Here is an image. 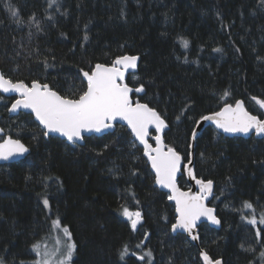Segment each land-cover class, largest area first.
<instances>
[{
  "label": "trees",
  "instance_id": "16d2710c",
  "mask_svg": "<svg viewBox=\"0 0 264 264\" xmlns=\"http://www.w3.org/2000/svg\"><path fill=\"white\" fill-rule=\"evenodd\" d=\"M123 55L139 56L125 81L143 85L132 98L165 120L163 141L183 163L197 121L225 103L242 100L264 118L256 102L264 100V0H0V69L13 81L37 80L78 98L87 86L83 71ZM13 99L0 93V126L30 152L0 165L2 264H29L33 245L57 220L76 244L72 264H202L198 248L171 230L174 206L124 125L85 137L83 145L67 143L45 136L30 114L9 116ZM194 172L213 181L208 205L220 219L218 229L199 226L200 246L223 264H264V138L205 127ZM178 183L187 188L183 168ZM124 207L140 213L138 229ZM253 216L255 225L248 223Z\"/></svg>",
  "mask_w": 264,
  "mask_h": 264
},
{
  "label": "snow or ice",
  "instance_id": "6c2138e0",
  "mask_svg": "<svg viewBox=\"0 0 264 264\" xmlns=\"http://www.w3.org/2000/svg\"><path fill=\"white\" fill-rule=\"evenodd\" d=\"M55 2L56 0H49L50 5ZM9 11L17 24L23 23L15 8L9 7ZM34 19V17H30V21H34ZM182 44L187 47L188 41L182 40ZM215 51L220 50L216 49ZM137 59L136 56H119L113 60L111 66L97 63L90 72L83 71L82 75L87 86L78 98L62 96L47 83L33 80L29 86L23 81L13 82L3 74H0V92H15L19 95V98L11 104L9 111L15 112L21 108L30 109L45 129V136H48L49 133H59L73 143L83 139L82 133L84 132H100L102 129L112 127L113 122L118 119L125 121L135 138L144 147V155L148 158L156 175V184L171 191L168 199L175 201L177 213L176 223L172 225L173 230L182 228L191 234L196 227V222L201 217H207L212 223L219 224L220 221L213 214L214 210L206 207L204 203L205 198L212 192L213 181L196 180L197 185L200 186V192L196 194L179 189L177 173L181 170L182 156L173 147H167L165 150L166 146L159 135L167 127L165 120L156 109L149 107L146 103L133 102L130 97L133 89L124 82L125 71L135 69ZM143 91V85L135 89L137 93ZM228 95L229 93L225 91L224 96ZM256 102L261 108H264V100ZM201 120L212 121L217 128L227 133L248 134L254 130L258 135L264 134V120L258 119L257 116L246 111L240 100H237L234 106L225 103L219 111L202 116ZM150 126H154L158 133L154 137L155 147L147 140ZM2 132L3 129H0V133ZM196 135L197 130L193 129V139L196 138ZM27 151L28 149L20 140L5 138L0 143V159L2 160H8L14 155H22ZM183 167L189 176H193L192 170L187 165ZM193 179H195L194 176ZM44 204L47 206L48 201L44 200ZM243 207L253 209V205L247 201L244 202ZM122 214L131 221V227L135 230L141 219L140 213L130 212L127 207H124ZM256 222L255 216L248 219V223L252 225H255ZM260 223L264 224V214L261 215ZM53 225L59 228L60 222L53 221ZM62 231L67 243L63 249L57 247L56 252H59V259L56 264H71L76 244L72 241L71 232L66 226L62 228ZM259 235L260 233L257 232V236ZM192 239L195 240L197 237L193 235ZM56 244L59 245L60 241L57 240ZM39 248V243L33 245L37 256H40ZM54 254L46 252L44 258L37 260L36 264H52L51 255ZM127 254L128 248L125 245L120 252V258L124 259ZM145 255L150 257L151 253H145ZM201 257L206 264H221L219 260L212 261L206 252L202 251ZM143 258L140 257V259Z\"/></svg>",
  "mask_w": 264,
  "mask_h": 264
},
{
  "label": "water",
  "instance_id": "95a60500",
  "mask_svg": "<svg viewBox=\"0 0 264 264\" xmlns=\"http://www.w3.org/2000/svg\"><path fill=\"white\" fill-rule=\"evenodd\" d=\"M123 56H124V55H123ZM129 56H136V57H138V59H137V67H138L139 56H138V55H129ZM100 64H104V63H100ZM104 65H106V66H111V64H104ZM137 67H136L135 69H128V70H126V71H125V79H126V76H127L128 74L135 73V72L137 71ZM93 68H94V67H93ZM0 74H3L2 71H1V69H0ZM3 75H4V74H3ZM5 77H6V76H5ZM6 78H8V77H6ZM83 78H84V77H83ZM8 79H9V78H8ZM84 80H85V78H84ZM12 81H13V80H12ZM85 81H86V80H85ZM13 82H17V81H13ZM124 82L126 83L125 80H124ZM86 83H87V82H86ZM27 85L30 86L31 83H30V84H27ZM128 86H129L131 89H133V91L130 93V97H131L132 101L135 102L136 100H134V99L132 98V93L135 92V89H136V88H134V87H132V86H130V85H128ZM0 93L3 94L4 96H7V97H14L13 101H12V102L10 103V105H9V108L11 107V104H12L17 98H19V95H18L17 93H15V92H9V93L0 92ZM136 93H137V92H136ZM139 93H141V92H139ZM240 101H242V100H240ZM139 102H140V101H139ZM140 103H144V102H140ZM242 103H243V106H244L245 110L248 111V110L246 109V107H245L243 101H242ZM232 105L234 106L235 104H232ZM223 106H224V105H223ZM223 106H222V107H223ZM259 106H260V105H259ZM149 107H150V106H149ZM222 107H221V108H222ZM9 108H8L9 116H16V115H18V114L21 113V112H22V113L30 114V115L33 116L34 120L38 123V125H39V126L45 131V129L43 128V126L39 123V121L36 119L34 113H32L30 109H23V108H21V109H18L17 111H15V112H11V111H9ZM260 108H261V107H260ZM261 109H262L263 114H264V108H261ZM218 111H219V110H218ZM248 112H249V111H248ZM212 113H213V112H212ZM249 113H250V112H249ZM210 114H211V113H208V114H206V115H204V116H207V115H210ZM250 114L253 115L252 113H250ZM255 116H256V115H255ZM258 119H260V118L258 117ZM261 120H264V118L261 119ZM198 121H199V123H196V125H195V127H194V129L197 130L196 138L193 139V136L191 135L189 160H188L186 163H183V161H181V169L183 168V171H184V174H185V177H186L187 188H182V187H180V185H179V183H178V179H179V176H180V174H181V170L177 173V186L179 187V189H180L181 191H184V192H188V191H190V192L193 193V194H196V193H199V192H200V186L197 185L196 180H202V179H200V178H197V177L195 176V172H194L196 139L198 138V136L200 135V133L203 131V129H204L205 127L211 126V127H213L218 133H220L221 135H223V136H225V137H242V138H248V137H250L251 135H254L256 138H259V139H260V138H264V134H259V135H258L254 130L250 131L248 134H244V133H227V132H224L222 129L217 128L216 125H215V123H213L212 121H203V120H201V118H200ZM118 124L124 125V126L128 129V131H129V132L131 133V135H132L133 140H135V142L139 145V147L142 148V150H143V155H144V147H143V145H142V144H141V143L135 138V136H134L133 133L131 132V129L128 127L127 123H126L125 121H122V120H119V119L113 122V126H112V127H110V128H106V129H102L100 132L92 131V132H84V133H82V135H83V139H81V140H77V141H75L74 143L77 144V145H83V144H84V141H85V140H84L85 137L92 136V135H95V136H101V135L107 133L108 131H112V130L115 128V126L118 125ZM0 129H3V128L0 126ZM164 129H165V128H164ZM164 129L159 133V135L161 136L162 140H163V132H164ZM157 134H158V133L156 132L155 127H154V126H150V127H149V134H148L147 140H148V142H149L153 147L156 146V141H155L154 137H155ZM48 136H57V137H59V138L65 140L67 143H73V142H69V141L67 140L66 137L62 136V135L59 134V133H49ZM5 138H11V139H14V140H20V139H17V138L12 137V136L9 135V134H5V131H4V129H3V132L0 133V143H2V142H3V139H5ZM150 138H152V142L150 141ZM20 142H21V143H22V144L28 149V151H27L26 153L22 154V155H14L13 157H10L8 160H2V159H0V165H2V164H6V163L17 162V161H19V160H21V159H24V158L29 154V152H30V148H29L24 142H22L21 140H20ZM163 143H164V141H163ZM164 145H165V143H164ZM165 146H166V145H165ZM166 148H167V147H165V150H166ZM144 157H145V159H146V161H147V163H148V165H149V169H150L151 173H152L153 176H154V185H155L159 190L165 192L168 196L171 195V191H170L169 189L164 188V187H162L161 185H157V184H156V182H155V180H156L155 172H154V170L152 169L151 164H150V162L148 161V158H147L145 155H144ZM189 161H191V163H189ZM184 165H187V166L192 170V173H193V176L195 177V179H193V176H189V175H188L187 171H185V169H184V167H183ZM204 181H205V180H204ZM213 190H214V183H213L212 192H211V194H209V195L205 198L204 203H205L206 207H208V208H212V209L214 210L213 214H214L215 217L220 221V219H219L218 216H217L216 209H215L214 207L208 205V201H209V200L211 199V197H212ZM168 200H169V199H168ZM169 202L172 203L173 206H174L175 221H174L173 224H175V223H176V217H177V213H176V204H175V201H173V200H169ZM126 219H128V218L126 217ZM130 223H131V222H130ZM203 223L208 224L211 228H214V229H218V228L220 227V223H219V224H214V223H212L207 217H201V218L196 222V227L193 229V231H192L191 234H189V232L185 231V230L182 229V228H177V229L173 230V228H172V226H171V230H172L173 232H178V233H181V234L185 235L187 241H188L191 245L196 246V247L198 248V251H199V258H200L201 263H202V264H206V262H205V261L202 259V257H201V252L203 251V252H206L207 254H208V252H207L204 248H202V247L200 246V241H201V240H200V234H199V226H200L201 224H203ZM173 224H172V225H173ZM139 225H140V222L137 224L136 229H138ZM136 229H135V230H136ZM193 235L196 236L197 239H195V240L192 239V236H193ZM208 256L210 257V259H211L212 261L219 260V261L221 262V264H223V260H222L221 258L212 259V257H211L209 254H208Z\"/></svg>",
  "mask_w": 264,
  "mask_h": 264
},
{
  "label": "rangeland",
  "instance_id": "374dc122",
  "mask_svg": "<svg viewBox=\"0 0 264 264\" xmlns=\"http://www.w3.org/2000/svg\"><path fill=\"white\" fill-rule=\"evenodd\" d=\"M63 227L64 226L60 224L59 228L55 227L53 229L54 232L50 233L49 236L47 235L45 238L41 240V242L39 243L40 256H37L36 251L33 250V259L29 261V264H36L37 260L44 258L46 252L55 253L54 255H51V260H52V264H56V261L59 259V252H56L57 247L63 249L64 245L67 243V239L62 231ZM57 240L60 241L59 245L56 244Z\"/></svg>",
  "mask_w": 264,
  "mask_h": 264
},
{
  "label": "flooded vegetation",
  "instance_id": "af4514ba",
  "mask_svg": "<svg viewBox=\"0 0 264 264\" xmlns=\"http://www.w3.org/2000/svg\"><path fill=\"white\" fill-rule=\"evenodd\" d=\"M129 220V219H128ZM129 222H131L130 220H129Z\"/></svg>",
  "mask_w": 264,
  "mask_h": 264
}]
</instances>
